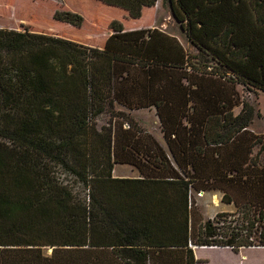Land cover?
I'll list each match as a JSON object with an SVG mask.
<instances>
[{
    "label": "trees",
    "instance_id": "trees-1",
    "mask_svg": "<svg viewBox=\"0 0 264 264\" xmlns=\"http://www.w3.org/2000/svg\"><path fill=\"white\" fill-rule=\"evenodd\" d=\"M96 1L131 19L156 3ZM174 2L195 49L183 64L0 28V264H199L194 247H264V138L233 113L236 85L264 91V0ZM52 19L84 23L70 9ZM106 101L153 108L162 141L123 111L97 128ZM122 165L137 176H114ZM191 191L235 213L196 224Z\"/></svg>",
    "mask_w": 264,
    "mask_h": 264
},
{
    "label": "rangeland",
    "instance_id": "rangeland-1",
    "mask_svg": "<svg viewBox=\"0 0 264 264\" xmlns=\"http://www.w3.org/2000/svg\"><path fill=\"white\" fill-rule=\"evenodd\" d=\"M63 7L81 10L85 13L86 18L81 28L77 30L76 27L67 23L52 19V12L55 9H63ZM111 20L121 22L123 32L116 33L110 30L108 24ZM30 25L34 28L33 32L64 35L70 39H77L83 44L109 47L111 50L147 60H164L173 64H183L186 50L191 53L195 52L184 37V17L176 7L174 0H168V2L156 0L154 7L147 9L143 17L138 20L129 18L124 10L107 7L96 0H0V28L23 31L24 29L31 30L28 27ZM235 88L240 103L233 108V113L240 112L242 108L241 115L243 120L248 122V130L255 135L254 138L261 140L264 138V91L241 85H236ZM241 102H245L243 107ZM121 111L132 116L139 123L140 128L162 141L158 119L153 108L129 111L117 103L109 105L106 101L101 111L92 116V121L97 128L108 123H115L118 126L124 121L120 114ZM7 140L5 136L0 137L1 142L7 143ZM120 168L116 166L117 173L121 170ZM62 172L57 170L56 175L59 178L64 176L71 182L72 177ZM121 172L131 176L135 174L128 169H122ZM72 185L74 194L87 200V188L78 183L72 182ZM190 197L195 208L199 210V216L194 217L196 224L212 218L217 212L231 214L234 212L232 204L221 202V194L218 191L209 193L191 191ZM227 219L232 222L240 221V217L236 215L227 217ZM193 231L195 232V228ZM40 250L43 255L50 256L52 247L42 246ZM242 251L230 254L231 257H228V260L239 261V264H264L263 247ZM197 252L204 255L206 251L198 249ZM207 255L214 262L218 261V256L212 252ZM57 257L60 258V254ZM224 259L221 260L224 261Z\"/></svg>",
    "mask_w": 264,
    "mask_h": 264
},
{
    "label": "crops",
    "instance_id": "crops-1",
    "mask_svg": "<svg viewBox=\"0 0 264 264\" xmlns=\"http://www.w3.org/2000/svg\"><path fill=\"white\" fill-rule=\"evenodd\" d=\"M154 7V6H153ZM153 7H150V8H144L143 11H142V16L140 18L143 17V14L145 13V11L147 9H152ZM63 9H70V10H73V11H76L82 15H84V20L86 18L85 16V13H83V11L81 10H77V9H73V8H69V7H63ZM139 18V19H140ZM138 20V19H137ZM32 31L34 28H32V26H28ZM69 27V26H67ZM81 28V27H80ZM79 28H77L78 30ZM123 32V31H122ZM57 36H60V37H64V38H68L70 39L69 37L67 36H64V35H57ZM71 40H74L76 42H79L77 39H71ZM98 48H104V49H110L109 47H102V46H97ZM153 135V134H152ZM154 136V135H153ZM155 137V136H154ZM160 137H161V133H160ZM156 138V137H155ZM157 139V138H156ZM158 141H160L159 139H157ZM121 167L120 169L122 170H125V169H128L130 172H135V174L133 176L131 175H128V174H122L121 170H119V172L117 173L116 172V166L114 167L113 169V175L114 176H117V177H136L137 176V172L132 169L130 166L128 165H122V166H119ZM210 192V191H209ZM209 192H204V193H209ZM250 248H256V247H248V248H240L238 250V252H243L242 250H245V249H250ZM264 248V247H263ZM200 249L201 251H206L204 255L202 254H198L197 250ZM209 252H212V254H215L217 255L218 257V261L214 262L207 254ZM238 252H234L232 251L231 249L227 248V247H217V246H200V247H194L193 248V253H194V256L196 259L198 260H202L203 262L202 263H199V264H239V261H234L232 259H229L228 260V257H231L230 254H234V253H238ZM242 255H244V253H242ZM224 257H226V259H224ZM220 259V260H219ZM221 259H224V261H222Z\"/></svg>",
    "mask_w": 264,
    "mask_h": 264
}]
</instances>
